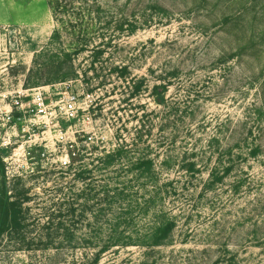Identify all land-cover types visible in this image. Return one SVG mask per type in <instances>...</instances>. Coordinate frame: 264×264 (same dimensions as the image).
I'll list each match as a JSON object with an SVG mask.
<instances>
[{"label": "rangeland", "instance_id": "rangeland-1", "mask_svg": "<svg viewBox=\"0 0 264 264\" xmlns=\"http://www.w3.org/2000/svg\"><path fill=\"white\" fill-rule=\"evenodd\" d=\"M51 4L0 0V111L23 90L44 95L42 113L26 112L33 103L22 96L11 124L0 115L7 181L27 225L0 239V264H89L54 232L77 222L80 237L77 170L98 176L95 156L122 142L131 158L154 160L159 181L132 194L152 203L133 209L130 230L149 238L157 222L175 224L160 246L113 248L98 264H264V0H67L73 30H56ZM42 49L71 52L67 79L33 63ZM122 65L126 80L114 70ZM132 79L142 81L133 97ZM159 83L163 105L150 94ZM73 97L70 116L62 108Z\"/></svg>", "mask_w": 264, "mask_h": 264}, {"label": "trees", "instance_id": "trees-1", "mask_svg": "<svg viewBox=\"0 0 264 264\" xmlns=\"http://www.w3.org/2000/svg\"><path fill=\"white\" fill-rule=\"evenodd\" d=\"M51 1L52 10L60 24V27L56 30H73L72 20L67 14V0ZM82 49H84V46L74 49L73 54L79 53ZM38 58H42L41 63H39ZM70 58L71 52L68 50L53 52L50 49H42L35 53L33 63L38 64V66L45 65L46 70L49 72L57 69L54 73L62 79H67L70 72L62 73L61 69L62 64ZM53 66L55 68L51 69ZM114 70L121 79L126 80L131 76L126 65L117 66ZM131 82L129 95L133 97L142 90V81L136 82L132 79ZM166 91L167 84L159 83L152 86L150 94H152L157 104L163 105L165 104ZM127 146L126 143L122 142L113 150H104L102 154L95 156L96 166H94V169L99 174L96 177L93 170L85 164H82L77 170L78 177L85 184L80 195L83 202L79 219H86L87 221L80 230V237L76 236L78 231L77 222L60 223L58 229L54 232L63 234V243L67 247L82 249L84 255L91 261L89 264H98L101 256L113 248H127L136 245L135 243L147 248L160 246L173 230L175 224L172 220H167L162 224L157 222L151 230L149 238L135 236V233L130 230L133 209H140L142 205L152 203L145 200L140 205L132 194L137 195L141 190L146 191L149 186L158 191L159 181H157L155 174L154 160L145 155L131 158V150H128ZM231 151V149H228L222 152L221 155H231ZM256 152L253 148L250 150L251 155H255ZM187 167L188 172L195 171V163L190 162ZM231 169L229 164L223 166L221 172L217 167L212 168L210 170L211 180H222L223 176H220V178L218 174L225 175L230 173ZM95 179H98L99 184L95 185V182H93ZM90 202L95 203V206L89 205ZM134 202L136 203L133 204ZM73 205L74 203H71L70 212L72 215L76 211ZM93 207H95L94 210ZM89 210L94 213L93 223L88 222L86 218V213ZM25 212L23 201L8 184L5 165L0 152V239L5 234H23L24 229L27 227ZM58 213L60 214L61 210ZM51 244L52 241L45 245ZM44 249H47V247ZM88 253H90V256H88Z\"/></svg>", "mask_w": 264, "mask_h": 264}, {"label": "built area", "instance_id": "built-area-1", "mask_svg": "<svg viewBox=\"0 0 264 264\" xmlns=\"http://www.w3.org/2000/svg\"><path fill=\"white\" fill-rule=\"evenodd\" d=\"M42 88H34V89H28V90H23L22 92H18L17 96H14L13 99H15L12 103L8 104V111L7 112H3L0 111V115H1V120H3L4 123L3 125H8L11 124L14 120L13 117V111L18 107L19 105V101L20 98L22 96L25 97H30L31 98V102L33 103V108H30V105L27 104V107H29L28 110H25L26 112H35V111H40L39 113H42V108L44 107V95L41 91ZM31 92V93H29ZM75 98L73 97L72 99H70L66 104H64L63 106V110L65 113L69 114L70 116L74 115V108H75V103L74 100ZM21 107V104H20ZM9 144V142H2L1 145H5L7 146ZM1 152V150H0ZM69 161L68 160H63V165H67Z\"/></svg>", "mask_w": 264, "mask_h": 264}]
</instances>
